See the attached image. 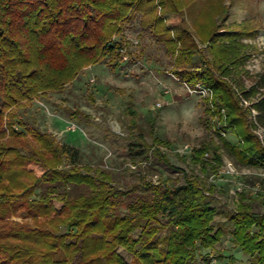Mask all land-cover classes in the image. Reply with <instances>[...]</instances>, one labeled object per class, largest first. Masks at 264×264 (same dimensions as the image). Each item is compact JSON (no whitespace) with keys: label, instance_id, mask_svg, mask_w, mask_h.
Listing matches in <instances>:
<instances>
[{"label":"trees","instance_id":"16d2710c","mask_svg":"<svg viewBox=\"0 0 264 264\" xmlns=\"http://www.w3.org/2000/svg\"><path fill=\"white\" fill-rule=\"evenodd\" d=\"M215 1L206 0L191 32L172 20L181 22L183 8L194 0H0V264H194L200 249L219 241L223 232L213 225L216 187L175 169L162 152L169 142L154 136L152 119L143 120L149 131L143 128L130 102L123 110L127 154H151L179 177L154 182L138 171L135 182L121 188L111 172L83 164L74 146L57 143L17 115L86 68L104 60L112 67L123 62L121 32L137 20L170 55L172 76L213 93L203 110L205 126L217 131L213 159H202L207 146L178 159L204 174L215 173L223 150L240 166L264 168V142L254 134L264 131V96L251 101L264 89V78L260 88L238 94L223 78L229 75L228 64L241 63L234 38L256 37L261 26L249 19L220 32L228 6ZM191 34L208 44L210 61ZM242 100L251 102L243 106ZM260 183L264 187V179ZM260 199L264 204V196ZM229 220L233 241L249 264H264V214L254 210L247 191L236 193ZM233 262L230 258L226 264Z\"/></svg>","mask_w":264,"mask_h":264},{"label":"rangeland","instance_id":"374dc122","mask_svg":"<svg viewBox=\"0 0 264 264\" xmlns=\"http://www.w3.org/2000/svg\"><path fill=\"white\" fill-rule=\"evenodd\" d=\"M205 4L206 0H194L183 8L182 21L173 19V24L191 31L192 21ZM214 4L218 6L219 2L216 0ZM221 4L228 8L220 32L232 31L236 24L249 19L256 20L261 26L256 37L235 40L231 36L241 63L238 66L228 64L229 75L223 78L232 83L237 94L252 86L260 88L259 80L264 78V0H223ZM121 34L127 61L117 62L112 67L104 60L86 68L60 91L41 95L28 107L18 109V118L40 132L50 134L57 143L74 146L83 164L100 166L111 172L114 184L121 188L134 183L138 171H144L154 182H162L170 176L179 177V172L158 163L151 154L148 158H131L127 154L128 128L123 110L130 102L139 112L143 128L148 127L143 120L152 119L154 136L169 142V149L162 150L169 163L191 177L205 179L217 189L213 225L223 235L211 248L200 249V257L194 264H226L230 258L234 260L232 264H249V257L233 241L229 215L240 184L248 186L246 191L254 210L264 214V204L251 189L253 184L264 179V168L240 166L223 150L220 151L222 163L215 173L204 174L198 166L179 160L177 156H188L191 150L204 146L211 148L206 150L208 156L203 155L202 159L209 162L214 157L213 148L218 145L217 131L215 126H205L206 116L203 114L205 106H210L213 99L212 90L200 83L192 88L172 76L169 73L170 55L150 32L140 29L137 20L127 24ZM191 36L197 48L204 52V60L210 61V54L206 55L208 44L199 41L196 34ZM193 59L197 60V57ZM215 73L219 74L218 71ZM198 88L204 89V93L197 92ZM262 96L264 89H259L251 101L256 102ZM251 101L242 100L243 106H248ZM156 102H161V107L157 108ZM254 115L255 111L251 110L250 118ZM148 131L144 135L150 142ZM254 134L264 142V131L258 129ZM225 138L234 140L229 133ZM184 145H188L189 150H182ZM228 164L234 169L232 175L225 173ZM11 219L21 220L20 217ZM117 252L125 261H130L124 250L118 248Z\"/></svg>","mask_w":264,"mask_h":264},{"label":"built area","instance_id":"2783aa9c","mask_svg":"<svg viewBox=\"0 0 264 264\" xmlns=\"http://www.w3.org/2000/svg\"><path fill=\"white\" fill-rule=\"evenodd\" d=\"M119 55H120L121 60H122L123 62H125V61L128 60V55H127V53H126V51H125L124 48H122V49L119 50ZM197 92H200V93L203 92V93H204V89H202V88H198V89H197ZM161 105H162L161 102H156V104H155V106H156L157 108L161 107ZM182 150H184V151L189 150L188 145H184ZM204 155H205V157L208 156L207 153H205ZM225 173H227V174H229V175H232V174L234 173V169H233V167H232L230 164H228V165L226 166V168H225ZM261 185H262V184H261L260 182H259V183L257 182V183H255V184L252 185L251 189H252V191H253L254 196H258V197L264 196V188H262ZM247 188H248V186H246L245 184H240V185L238 186V188H237V193H238V192H241V191H246ZM249 189H250V188H249Z\"/></svg>","mask_w":264,"mask_h":264}]
</instances>
